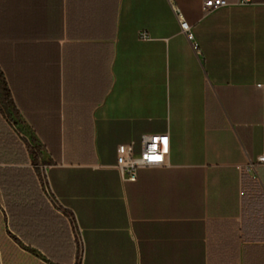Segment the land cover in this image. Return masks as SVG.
Segmentation results:
<instances>
[{"label": "crops", "instance_id": "0c3cea01", "mask_svg": "<svg viewBox=\"0 0 264 264\" xmlns=\"http://www.w3.org/2000/svg\"><path fill=\"white\" fill-rule=\"evenodd\" d=\"M204 2L0 0L12 131L40 146L69 264H264V0ZM154 133L166 164L126 180L118 146ZM43 245L11 237L0 186V263L53 264Z\"/></svg>", "mask_w": 264, "mask_h": 264}, {"label": "trees", "instance_id": "16d2710c", "mask_svg": "<svg viewBox=\"0 0 264 264\" xmlns=\"http://www.w3.org/2000/svg\"><path fill=\"white\" fill-rule=\"evenodd\" d=\"M12 116H18V110L0 66V186L12 233L19 235L12 236L19 242L28 239L42 246L47 243L53 249L47 253L53 264H69L73 256L69 226L49 206L36 178L40 146L33 139L31 147L25 148L12 131Z\"/></svg>", "mask_w": 264, "mask_h": 264}, {"label": "built area", "instance_id": "2783aa9c", "mask_svg": "<svg viewBox=\"0 0 264 264\" xmlns=\"http://www.w3.org/2000/svg\"><path fill=\"white\" fill-rule=\"evenodd\" d=\"M251 0H205L204 10L212 12L218 8L228 6L230 4L247 5ZM178 18L183 32H185L190 40H194V34L191 30L189 22L182 18L178 13ZM141 38L148 39L149 35L141 34ZM197 47V43L194 44ZM170 154V141L167 134H145L142 138V148L139 152L135 151L134 145L120 144L117 148V167L126 180L136 181L138 177V170L143 167L157 166L166 164L167 157ZM159 157V159H156ZM259 162H264V157L259 158ZM254 167L255 164H252ZM40 186L47 201L58 212L64 213L65 207L62 205L60 199L53 191L47 174H41Z\"/></svg>", "mask_w": 264, "mask_h": 264}, {"label": "rangeland", "instance_id": "374dc122", "mask_svg": "<svg viewBox=\"0 0 264 264\" xmlns=\"http://www.w3.org/2000/svg\"><path fill=\"white\" fill-rule=\"evenodd\" d=\"M21 131L26 132V129H25L24 126L21 128ZM24 134H25V133H24ZM37 175H38V177H39V179H40V178H41L40 171L37 173ZM40 188H41V186H40ZM41 190H42V188H41ZM4 201H5V199H4ZM9 223H10V222H9V216L7 215V226H8V232H9V234L11 235V237H13L12 234H14V233H12V227H10V224H9ZM14 235H15V234H14ZM18 242H19V241H18ZM20 243L23 244V241L20 242Z\"/></svg>", "mask_w": 264, "mask_h": 264}, {"label": "snow or ice", "instance_id": "6c2138e0", "mask_svg": "<svg viewBox=\"0 0 264 264\" xmlns=\"http://www.w3.org/2000/svg\"><path fill=\"white\" fill-rule=\"evenodd\" d=\"M156 159H159V157H157Z\"/></svg>", "mask_w": 264, "mask_h": 264}]
</instances>
